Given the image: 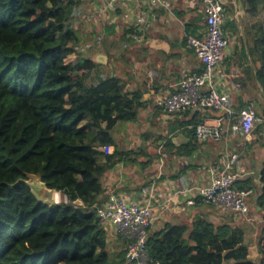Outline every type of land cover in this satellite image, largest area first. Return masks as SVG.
Returning a JSON list of instances; mask_svg holds the SVG:
<instances>
[{
	"label": "trees",
	"instance_id": "trees-1",
	"mask_svg": "<svg viewBox=\"0 0 264 264\" xmlns=\"http://www.w3.org/2000/svg\"><path fill=\"white\" fill-rule=\"evenodd\" d=\"M80 1L0 0V264H125L129 241L118 235L110 249L96 209L104 202L102 177L119 163L137 161L132 157L139 154L117 150L112 132L119 124L138 123L147 103L140 92H128L117 76L86 85L98 62H66L81 43L70 26ZM220 2L228 13L231 0ZM243 5L249 15L264 14V0ZM184 29L187 36L201 38L203 14L196 12ZM107 31L114 33L113 25ZM252 50L264 93V32ZM192 112L186 126L196 140L199 112ZM111 148L113 152L106 151ZM193 149L190 139L178 152L189 155ZM30 176L66 202H38L23 183ZM260 183L264 185V166ZM257 207L262 217L258 264H264V191ZM147 251L158 264H254L241 228L215 224L203 215L190 226L149 229Z\"/></svg>",
	"mask_w": 264,
	"mask_h": 264
},
{
	"label": "crops",
	"instance_id": "crops-1",
	"mask_svg": "<svg viewBox=\"0 0 264 264\" xmlns=\"http://www.w3.org/2000/svg\"><path fill=\"white\" fill-rule=\"evenodd\" d=\"M166 1L170 6L173 4L174 8L170 11L161 8L153 10L156 14L154 23L139 36L140 39L144 37L143 43L127 48L124 56L121 55L115 60V63H128V74L123 73L120 67L116 69L119 71L118 76L110 74L122 78L121 81L128 92L141 93L142 100L147 103L141 110L152 112V120L160 127L161 137L158 138L157 146H154L147 138L152 137L153 142L156 133L154 130L152 134L146 132L147 140L135 147L134 137H131L132 139L117 137L115 131L117 150L137 151L138 149L140 153L138 157H132L137 161L119 163L102 177L103 195L100 196V200L105 201L108 194L114 192L127 202L143 205L147 198L141 194V190L151 189L150 204L154 219L150 231H159L166 224L190 226L195 216L203 215L215 224L224 223L241 228L244 233V243L248 248V257L254 264H258L257 240L262 228V217L257 207V199L264 191V185L260 183V171L264 166V98L255 74L259 64H254L248 54V46L253 48L264 32V14L249 15L241 10L238 11L244 9L242 1L231 0V13L226 18L223 32L232 42V46L228 48V45L224 51L222 61L214 72V82L217 90L229 98L230 110L234 116L222 141H198L191 138L188 131L191 127L186 126L193 120L192 111L165 115L155 105L157 100L176 91L184 75L199 73L201 67L195 53L187 45V40L186 43L184 42L185 37H192L186 35L184 25L192 21L196 12H201L200 0H180L183 8L175 6L178 0ZM134 3L135 0L119 1V5L131 8L127 9L126 15L129 19L124 22L129 27L135 26ZM239 12L244 23L239 25L240 33H237L236 37L235 34L230 33L229 27L225 26L234 19L238 21ZM120 22L119 17H114L104 30L110 29L113 25L114 32V25L118 26ZM75 31L83 41L85 36L80 34L79 30L75 29ZM108 47L104 44L101 50H107ZM245 48L248 61L242 56ZM98 55L104 56L103 64L108 63V54ZM95 58L88 59L95 61ZM124 76H128L127 80H123ZM253 106L257 108L256 114L260 122L256 124L251 134L245 137L234 129L237 116L242 110ZM197 114L196 119H205L208 123H212L213 119L222 115L215 111H203ZM190 139L194 149L189 155H182L178 152V148L188 144ZM100 150L105 151L103 148ZM106 151L113 152V148ZM233 154L239 156L238 171L241 174L235 187L238 189V184H241L249 186V189L244 190H250V195L246 198L247 215L223 212L215 206L199 204V200H196L194 206H188L186 202L193 197V192L189 190L209 186L212 178L222 172L226 159ZM104 226L110 244L114 246L120 240L118 234L113 226Z\"/></svg>",
	"mask_w": 264,
	"mask_h": 264
},
{
	"label": "built area",
	"instance_id": "built-area-1",
	"mask_svg": "<svg viewBox=\"0 0 264 264\" xmlns=\"http://www.w3.org/2000/svg\"><path fill=\"white\" fill-rule=\"evenodd\" d=\"M120 0H107L101 10L115 11ZM135 27L132 39L145 33L156 19L153 10L161 8L170 11V3L166 0H135ZM200 11L203 14L204 32L201 38L188 37L187 44L193 48L196 58L200 61L199 73L186 74L179 82L174 93L157 100L156 107L165 115H176L186 111H215L222 115L208 123L201 119L193 127L194 136L198 141L220 142L226 133L234 116L230 110V101L222 95L214 82L215 69L222 61L224 51L229 45V39L223 32L226 23L224 8L220 0H200ZM131 39V37H130ZM131 39V40H132ZM102 37L97 36L83 46V51L98 46ZM78 52V47H75ZM260 120L253 107L242 110L237 116L234 128L242 136H249ZM224 168L212 178L209 186L198 187L193 197L186 204L194 206L196 200L205 205H212L223 212L247 215L246 198L250 190H240L235 187L241 177L238 171L239 156L231 155L224 162ZM152 190L142 189L141 194L147 198L145 204L127 202L120 195L111 192L103 204L96 209V217L100 224L111 225L116 234L125 237L129 243L125 254V264H158L148 257V230L153 222L150 204ZM60 200V198H59ZM66 202V198H64Z\"/></svg>",
	"mask_w": 264,
	"mask_h": 264
},
{
	"label": "rangeland",
	"instance_id": "rangeland-1",
	"mask_svg": "<svg viewBox=\"0 0 264 264\" xmlns=\"http://www.w3.org/2000/svg\"><path fill=\"white\" fill-rule=\"evenodd\" d=\"M105 1L107 0H104V1L103 0H81L80 5L76 6L73 9V14H72L71 21H70L71 28L74 30L75 29L79 30L80 34H83L85 37L82 39L83 41H81L80 39L81 43L76 46L78 47V52H75L73 53V55L69 56L66 60L67 63H72V64L81 63L85 60H89L88 58L94 59L100 53H102L103 55L108 54L109 56L107 60L108 61L107 64H99L94 70L89 72V76L86 79V85L95 84L99 81L100 78L109 77L110 74H116L118 76L119 71H116V69H119V67L121 68V70H123V73L128 74V69H129L128 63H124V64L122 62L115 63V60H117L121 55L124 56V52L125 50H127V48H131L133 45H136V44L141 45L144 41L143 36L141 37V39L139 38V36H137V39H132V36L134 35V31L128 32V30H130V28L132 27H129V25L124 23L126 20L129 19V16L126 15L127 9L129 10L131 8L129 6L123 7L119 5V2H118L116 5V10L111 11V13H109L108 11L100 9L101 6H104ZM243 2H245V0H242V3ZM175 6H177L178 8L179 7L183 8L181 6L180 0H178V3H176ZM172 8H174L173 4H171L170 9L172 10ZM122 9L123 11H121ZM226 9L228 13H225L226 11H224V13L227 18L229 17L231 10H230V7L228 8V6L226 7ZM245 9L246 7H244V9L241 8L238 11L241 10V12L245 13ZM239 14L240 12L238 13V16H239L238 21L234 19L230 22V24H228V26H225V27H229L230 33L235 34L236 37H237V33H240V29H238L239 25L240 24L243 25L244 23L243 18L240 16L241 14L240 15ZM114 17H119L121 22L118 24V26L114 25L115 26L114 33H109L107 30H104V28L105 26H108V24H110L109 22ZM97 36L102 37L100 44L89 51H86V50L83 51L82 49L83 46L88 42L92 43V40H94ZM130 37L132 40L130 39ZM237 39L239 40V38ZM104 44L109 47L107 48V50L103 51L101 49ZM231 46H232V42L229 41L228 48H230ZM248 48L251 50L250 57H252L254 64L255 65L259 64L257 62L256 55L254 54L252 48L249 46ZM242 56L244 57L246 61H248L247 54H246V48ZM95 61H96V58H95ZM127 78L128 76H124L123 80H127ZM253 108L257 112V108L255 106H253ZM151 113L152 112L147 111V110L145 111L141 110L138 125H136L135 123H129V124H123V125L119 124L112 132L114 139H115V131H116L118 135L117 137L130 138V139H132L131 137H134L133 144L135 147L140 145L142 142H144V140H147V139L149 142L151 141L152 145L157 146V143L159 140L158 138L161 137V133H160L161 130H160V127H158V125H155L156 122L152 120L153 116H151ZM153 130H154V133H156L154 135V137L156 138L152 142L153 138L149 137L146 139L145 133L147 132V134L149 133L152 134ZM138 153H140V151H138ZM138 156L139 155H134L133 157L136 158ZM32 180H38V178L30 176L28 178V182L32 183ZM64 198L65 197L62 198L60 196V200L58 198L59 202L63 201ZM112 248H113V245L110 244V249Z\"/></svg>",
	"mask_w": 264,
	"mask_h": 264
},
{
	"label": "water",
	"instance_id": "water-1",
	"mask_svg": "<svg viewBox=\"0 0 264 264\" xmlns=\"http://www.w3.org/2000/svg\"><path fill=\"white\" fill-rule=\"evenodd\" d=\"M105 61L104 56L98 55L96 57V62L103 64ZM263 98L264 93L262 92ZM35 177V176H33ZM25 185H27L33 194V196L36 198L38 202L44 203L46 205H57L59 202H57L56 198H60V193L53 190L48 189L44 183H42L39 179L38 180H32V183L27 181H23ZM59 201V200H58Z\"/></svg>",
	"mask_w": 264,
	"mask_h": 264
},
{
	"label": "bare ground",
	"instance_id": "bare-ground-1",
	"mask_svg": "<svg viewBox=\"0 0 264 264\" xmlns=\"http://www.w3.org/2000/svg\"><path fill=\"white\" fill-rule=\"evenodd\" d=\"M58 198H59V197L56 198L57 202H59V201H58ZM83 208H84V207H83Z\"/></svg>",
	"mask_w": 264,
	"mask_h": 264
}]
</instances>
